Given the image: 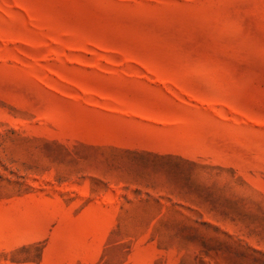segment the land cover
Masks as SVG:
<instances>
[{
    "label": "rangeland",
    "instance_id": "rangeland-1",
    "mask_svg": "<svg viewBox=\"0 0 264 264\" xmlns=\"http://www.w3.org/2000/svg\"><path fill=\"white\" fill-rule=\"evenodd\" d=\"M0 264H264V0H0Z\"/></svg>",
    "mask_w": 264,
    "mask_h": 264
}]
</instances>
